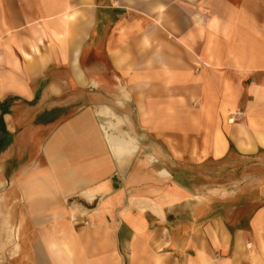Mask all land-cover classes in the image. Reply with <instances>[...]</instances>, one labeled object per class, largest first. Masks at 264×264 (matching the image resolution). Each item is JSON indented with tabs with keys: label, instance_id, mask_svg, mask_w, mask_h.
<instances>
[{
	"label": "crops",
	"instance_id": "0c3cea01",
	"mask_svg": "<svg viewBox=\"0 0 264 264\" xmlns=\"http://www.w3.org/2000/svg\"><path fill=\"white\" fill-rule=\"evenodd\" d=\"M0 264H264V0H0Z\"/></svg>",
	"mask_w": 264,
	"mask_h": 264
},
{
	"label": "rangeland",
	"instance_id": "374dc122",
	"mask_svg": "<svg viewBox=\"0 0 264 264\" xmlns=\"http://www.w3.org/2000/svg\"><path fill=\"white\" fill-rule=\"evenodd\" d=\"M225 177H226V174H225V173H220V181H221V180H224Z\"/></svg>",
	"mask_w": 264,
	"mask_h": 264
},
{
	"label": "built area",
	"instance_id": "2783aa9c",
	"mask_svg": "<svg viewBox=\"0 0 264 264\" xmlns=\"http://www.w3.org/2000/svg\"><path fill=\"white\" fill-rule=\"evenodd\" d=\"M85 224H89V221L88 220H85Z\"/></svg>",
	"mask_w": 264,
	"mask_h": 264
}]
</instances>
